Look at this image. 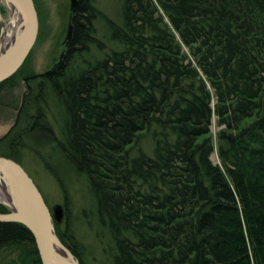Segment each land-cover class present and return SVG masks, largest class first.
<instances>
[{
  "label": "trees",
  "instance_id": "obj_1",
  "mask_svg": "<svg viewBox=\"0 0 264 264\" xmlns=\"http://www.w3.org/2000/svg\"><path fill=\"white\" fill-rule=\"evenodd\" d=\"M118 1L120 23L78 0L63 61L0 84L26 87L0 156L53 145L88 180L112 264H264V0ZM98 20L120 48L92 61ZM1 259L41 264L24 225L0 222Z\"/></svg>",
  "mask_w": 264,
  "mask_h": 264
},
{
  "label": "rangeland",
  "instance_id": "obj_2",
  "mask_svg": "<svg viewBox=\"0 0 264 264\" xmlns=\"http://www.w3.org/2000/svg\"><path fill=\"white\" fill-rule=\"evenodd\" d=\"M68 3L69 0H35L38 14L40 13V33L38 42L25 65V70L35 74L44 73L61 55L62 49L56 43V38L61 37V41L65 36L66 26L63 24L67 22L66 14L68 15L69 11L66 5ZM97 8L111 21L121 22L118 0H97ZM4 18L5 20L9 18L7 10ZM95 27L98 40L104 42L108 49L101 52L92 46L90 54L92 61L96 60L95 57L104 58L113 48H120L110 39V33L103 20L96 21ZM15 84L16 86L8 84L1 95L0 139L14 127L18 115L17 108L22 104L25 82L19 77ZM52 119L54 130L59 134L60 128ZM212 129L216 132L215 122ZM146 143L145 149L151 154L153 147L149 140H146ZM212 160L215 164L220 163L217 153L212 155ZM21 164L41 190L51 210L53 211L57 205L64 208V219L60 226L63 230L66 223L70 224L79 246L72 249L65 245L58 234L57 236L76 257L79 264H112L110 257L112 243L108 233L103 231L96 221V210L86 177L74 172L53 145L41 151L39 149L38 153L25 152L21 157ZM8 263L9 260L1 259L0 261V264Z\"/></svg>",
  "mask_w": 264,
  "mask_h": 264
},
{
  "label": "water",
  "instance_id": "obj_3",
  "mask_svg": "<svg viewBox=\"0 0 264 264\" xmlns=\"http://www.w3.org/2000/svg\"><path fill=\"white\" fill-rule=\"evenodd\" d=\"M78 0H69L66 9L65 36L56 38L61 55L55 64L44 73L51 71L66 56L67 46L74 36L73 16ZM2 9L8 11L5 20ZM0 84L12 78L24 65L34 50L40 33V20L34 0H0ZM40 73L38 75H42ZM5 184H7L5 186ZM6 188L8 190H6ZM0 203L10 214H0L2 223H19L31 232L41 264H63L57 257L56 248H64L59 240L55 225L62 223L64 208L57 205L49 208L43 194L23 166L11 158L0 156ZM73 264L79 261L72 255Z\"/></svg>",
  "mask_w": 264,
  "mask_h": 264
},
{
  "label": "bare ground",
  "instance_id": "obj_4",
  "mask_svg": "<svg viewBox=\"0 0 264 264\" xmlns=\"http://www.w3.org/2000/svg\"><path fill=\"white\" fill-rule=\"evenodd\" d=\"M17 74V73H16ZM7 184H5V186H6ZM6 190H8L7 188H6ZM0 196H1V192H0ZM38 252V251H37ZM56 253H57V257H58V259L61 261L62 260V262H63V264H73V259H72V255H70L69 253H68V251L67 250H65L64 248H56ZM39 255V254H38ZM40 258V257H39Z\"/></svg>",
  "mask_w": 264,
  "mask_h": 264
},
{
  "label": "flooded vegetation",
  "instance_id": "obj_5",
  "mask_svg": "<svg viewBox=\"0 0 264 264\" xmlns=\"http://www.w3.org/2000/svg\"><path fill=\"white\" fill-rule=\"evenodd\" d=\"M25 94H26V87H25V93L23 94V97H22V103H23V98H24V96H25ZM21 106H22V104L20 105V107L19 108H17V110H18V115H19V109L21 108ZM18 115H17V117H18ZM17 120V119H16ZM3 138V137H2ZM27 152V151H26ZM25 153V152H24ZM24 155V154H23ZM21 164V163H20ZM22 165V164H21ZM39 188V187H38ZM40 190V189H39ZM41 191V190H40ZM42 193V192H41ZM47 202V201H46ZM48 204V203H47ZM49 206V205H48ZM50 208V207H49ZM51 209V208H50ZM58 225H60V223H58Z\"/></svg>",
  "mask_w": 264,
  "mask_h": 264
}]
</instances>
